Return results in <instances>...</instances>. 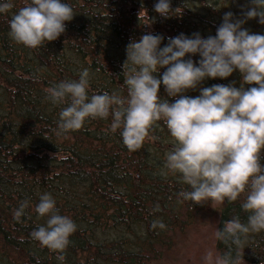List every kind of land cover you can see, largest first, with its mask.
Returning <instances> with one entry per match:
<instances>
[{
  "label": "trees",
  "instance_id": "1",
  "mask_svg": "<svg viewBox=\"0 0 264 264\" xmlns=\"http://www.w3.org/2000/svg\"><path fill=\"white\" fill-rule=\"evenodd\" d=\"M25 2L13 0V9L0 13V264L154 263L169 246L171 234L184 232L188 218L202 210L200 204L178 200V192L191 189L165 168L173 146L166 125L157 122L151 134L159 139H146L134 152L123 144L121 130H110L111 116L86 119L81 129L58 136L59 113L67 103L54 105L47 89L78 80L87 68L89 96H126L123 65L131 41L151 33L163 37V48L180 34L214 37L224 15L231 12L234 20L243 19L251 0H170L173 13L168 18L154 11L158 0H61L72 6L73 19L65 22V32L56 40L35 49L9 36V21ZM184 59L197 63L200 56ZM164 71L154 75L159 79ZM241 82L236 70L226 79L205 78L184 95L196 97L202 88L220 84L239 88ZM255 86L244 85L246 90ZM158 94L169 103L179 98L168 97L162 84ZM260 163L264 165V150ZM44 193L55 199L60 215L77 225L63 262L59 253L30 236L48 220L35 212ZM243 199L222 204L217 230L234 216L246 222ZM24 200L29 206L18 223L13 213ZM157 204L160 211H154ZM154 220L166 228L152 229ZM216 244L219 254L227 250L223 242ZM232 247L234 256L242 252L240 264H264V231L249 234L243 249Z\"/></svg>",
  "mask_w": 264,
  "mask_h": 264
},
{
  "label": "clouds",
  "instance_id": "2",
  "mask_svg": "<svg viewBox=\"0 0 264 264\" xmlns=\"http://www.w3.org/2000/svg\"><path fill=\"white\" fill-rule=\"evenodd\" d=\"M13 0L0 3V13L13 9ZM154 11L168 18L170 0H158ZM181 9H175L178 15ZM70 4L61 0H26L10 21L9 36L18 44L35 49L56 40L65 32V22L73 19ZM258 18L264 25V0H251L243 19H233L228 12L216 35L202 38L180 34L169 38L160 48V35L144 34L139 41L126 47L123 65V87L127 95L117 92L88 95L90 73L87 68L78 80H65L47 89V98L55 104L67 103L59 113L56 134L62 135L83 127L86 119L112 117L110 130H121L123 144L129 151L139 150L146 139L156 141L152 135L157 122L163 121L173 146L167 151L165 168L191 190L177 193L178 200L194 204L210 201L222 205L244 196L242 210L246 222L234 216L215 231V239L223 242L227 250L222 254L206 252L205 264H240L242 252L234 256L233 247L243 249L249 234L264 231V35L250 33L242 25ZM199 55L194 63L186 55ZM164 68L158 79L156 73ZM238 70L242 76L239 88L213 85L202 88L196 97L184 95L195 90L205 78L226 79ZM161 84L168 97H179L169 103L159 96ZM244 85H256L247 90ZM29 202L24 200L13 213L21 222ZM160 211V206H154ZM35 212L48 217L46 226L30 233L42 247L63 253L77 225L66 215H60L55 199L48 193L40 196ZM152 229H165L160 220L151 223Z\"/></svg>",
  "mask_w": 264,
  "mask_h": 264
},
{
  "label": "rangeland",
  "instance_id": "3",
  "mask_svg": "<svg viewBox=\"0 0 264 264\" xmlns=\"http://www.w3.org/2000/svg\"><path fill=\"white\" fill-rule=\"evenodd\" d=\"M234 7L239 8V4ZM244 29L253 34L264 35V25H261L258 19L248 20ZM221 206L210 201L202 202L201 212L194 213L188 218L189 228L181 233L175 230L171 234L174 236L167 240L171 245L163 248L160 258L150 264H205L203 257L207 251L212 250L219 254L215 231Z\"/></svg>",
  "mask_w": 264,
  "mask_h": 264
}]
</instances>
